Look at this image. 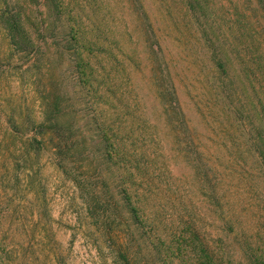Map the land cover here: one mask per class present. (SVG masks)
Listing matches in <instances>:
<instances>
[{
  "label": "trees",
  "instance_id": "obj_1",
  "mask_svg": "<svg viewBox=\"0 0 264 264\" xmlns=\"http://www.w3.org/2000/svg\"><path fill=\"white\" fill-rule=\"evenodd\" d=\"M130 2L156 62L161 105L152 116L139 101L140 122L123 121L127 104L98 96L92 57L120 49L114 36L89 37L67 0H0L13 54L28 58L30 70L55 56L66 63L45 89L40 119L28 124L29 146L52 152L117 264H264V0H245L249 16L237 3L226 25L215 23L214 0H179L211 68L202 89L208 141L184 111L142 0Z\"/></svg>",
  "mask_w": 264,
  "mask_h": 264
},
{
  "label": "rangeland",
  "instance_id": "obj_2",
  "mask_svg": "<svg viewBox=\"0 0 264 264\" xmlns=\"http://www.w3.org/2000/svg\"><path fill=\"white\" fill-rule=\"evenodd\" d=\"M84 1L87 0H67L69 11L78 16L76 24L83 23L82 28L90 30L89 37L97 33L103 39L107 35L114 36L121 49L115 45L114 54L97 52L92 57L93 66L99 68L98 96L108 95L110 98L106 101L117 108L120 107L118 103H123V109L126 104L130 106L128 114L124 115L126 122H140L136 110L142 100L149 106L152 116L160 114L161 105L152 74L156 62H151L150 47L144 45L142 26L130 8V0ZM214 2L218 25L235 20L237 3L244 4L240 8L242 14L249 16L251 13L245 0ZM142 4L161 37L184 111L208 141L212 137L211 126L206 125L203 115L202 89L211 68L204 50L200 49V54V46L196 47L193 23L179 0H142ZM33 7L35 11H44L40 2ZM96 26L99 31L93 29ZM113 30L114 35L111 34ZM65 70L66 63L56 56L54 64L48 62L40 65L39 70H30L28 58L13 54L0 28V243L3 264H117L108 242L93 232L84 199L55 167L52 152L41 151L38 145L29 146L27 141L32 133H29L28 124L41 117L45 89L49 88L52 76L57 82ZM38 71L42 74L38 75ZM205 101L208 104L207 99ZM212 106L210 103L209 109ZM78 109L82 108L78 106ZM165 127L163 132L168 130Z\"/></svg>",
  "mask_w": 264,
  "mask_h": 264
}]
</instances>
